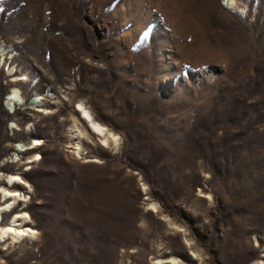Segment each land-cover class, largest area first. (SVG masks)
<instances>
[{"label":"rangeland","instance_id":"374dc122","mask_svg":"<svg viewBox=\"0 0 264 264\" xmlns=\"http://www.w3.org/2000/svg\"><path fill=\"white\" fill-rule=\"evenodd\" d=\"M235 1L0 0V177L38 234L0 264L264 260V0ZM76 100L119 137L98 162Z\"/></svg>","mask_w":264,"mask_h":264},{"label":"bare ground","instance_id":"6f19581e","mask_svg":"<svg viewBox=\"0 0 264 264\" xmlns=\"http://www.w3.org/2000/svg\"><path fill=\"white\" fill-rule=\"evenodd\" d=\"M230 7H236L235 0H226ZM242 10V9H240ZM3 45H0V51L3 53L4 51ZM7 50H10L8 48ZM6 51V49H5ZM14 66H7V70L9 73L14 71ZM14 97L17 98V101L20 102L21 97L20 93L17 89L12 92ZM20 98V100H18ZM77 107L76 111H78V115L74 113L68 117V127H67V144L70 148V153L74 158H85L82 156L83 153V140L92 141V135H94L96 142L102 146L103 148L110 147L112 150H118L119 146V139L114 140L113 136L118 137L117 134L112 132L105 124L100 122L98 119L94 117L91 110L88 106L85 105L83 100H76ZM51 110H46L47 113H50ZM87 114V116L85 115ZM98 126L99 129L102 131H97L96 127ZM72 139H76L71 141ZM42 142L37 141L32 143V148H35L36 145H40ZM66 144V145H67ZM23 144L19 143V148H22ZM23 150V149H22ZM38 153H34L32 157L34 160L40 159V155ZM84 162H98L97 158L89 157L85 158ZM3 183V184H2ZM14 184H20L22 188H25L26 191L13 188ZM30 192V185L27 181L23 179L20 173H9L7 175H1L0 177V243L6 242V245L13 244L15 242H20L23 239L33 240L37 237V231L32 228L28 227L29 223H32V219L30 215L23 210L13 211L17 205H21L20 209H23L27 205L28 197L26 193ZM151 208L155 211L156 206L151 204ZM6 213L9 214L8 219L6 222L3 223L2 215ZM166 217V216H163ZM168 219V218H167ZM168 221V220H167ZM172 225V221H168V224ZM176 227V226H175ZM179 228V227H178ZM9 229L11 231H9ZM167 264H178L175 257H167L165 260ZM157 263H160L158 261ZM251 264H264V260L259 259L254 261Z\"/></svg>","mask_w":264,"mask_h":264},{"label":"built area","instance_id":"2783aa9c","mask_svg":"<svg viewBox=\"0 0 264 264\" xmlns=\"http://www.w3.org/2000/svg\"><path fill=\"white\" fill-rule=\"evenodd\" d=\"M38 80H39V77L37 76V78H36L35 80H33V83H37ZM4 103H5V101H4ZM21 104H22V103H21ZM18 105H20V104L18 103V101L14 100V102H13V107H12L11 110H9V111H10V112H13V111L18 107Z\"/></svg>","mask_w":264,"mask_h":264},{"label":"snow or ice","instance_id":"6c2138e0","mask_svg":"<svg viewBox=\"0 0 264 264\" xmlns=\"http://www.w3.org/2000/svg\"><path fill=\"white\" fill-rule=\"evenodd\" d=\"M77 107H80V106L78 105ZM85 115L87 116V114H86V113H85ZM94 127H96V130H97V131H102L101 129H99V127H98V126H94ZM113 139H114V140H118V139H119V137H115V136H113ZM9 231H11V230L9 229Z\"/></svg>","mask_w":264,"mask_h":264}]
</instances>
